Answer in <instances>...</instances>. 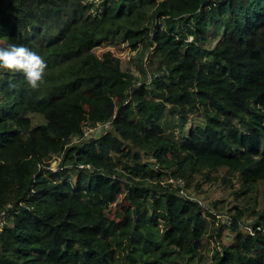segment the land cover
<instances>
[{
    "label": "trees",
    "instance_id": "16d2710c",
    "mask_svg": "<svg viewBox=\"0 0 264 264\" xmlns=\"http://www.w3.org/2000/svg\"><path fill=\"white\" fill-rule=\"evenodd\" d=\"M9 44L0 264H264V0H0Z\"/></svg>",
    "mask_w": 264,
    "mask_h": 264
},
{
    "label": "clouds",
    "instance_id": "9594fccd",
    "mask_svg": "<svg viewBox=\"0 0 264 264\" xmlns=\"http://www.w3.org/2000/svg\"><path fill=\"white\" fill-rule=\"evenodd\" d=\"M47 67L42 55L29 47L22 44L0 46V70L22 73L27 86L32 90H39L45 82Z\"/></svg>",
    "mask_w": 264,
    "mask_h": 264
},
{
    "label": "rangeland",
    "instance_id": "374dc122",
    "mask_svg": "<svg viewBox=\"0 0 264 264\" xmlns=\"http://www.w3.org/2000/svg\"><path fill=\"white\" fill-rule=\"evenodd\" d=\"M106 51H112L116 56L120 57L122 60V67L123 70L129 72L136 80L140 81L143 74L139 72L137 66H136V61L132 60V50L130 47H126L123 43L120 44H110V45H102L99 47H96L94 49V52L96 53L97 56H102V54ZM147 74L150 75L152 73V70H147ZM83 122L85 121L83 116L81 117ZM191 123L187 125V129H190ZM55 163V162H54ZM58 164V161L55 163V165ZM205 189H207V192L204 194H195L192 192V196L195 197L196 199L200 200H209L213 198H219L222 196V189L217 188L215 186L209 187L205 186ZM209 196V197H208Z\"/></svg>",
    "mask_w": 264,
    "mask_h": 264
},
{
    "label": "built area",
    "instance_id": "2783aa9c",
    "mask_svg": "<svg viewBox=\"0 0 264 264\" xmlns=\"http://www.w3.org/2000/svg\"><path fill=\"white\" fill-rule=\"evenodd\" d=\"M108 128V124H103V125H100L98 128H95V127H89V126H84L83 127V133L85 136H89V135H92V134H96V132L99 130V129H107Z\"/></svg>",
    "mask_w": 264,
    "mask_h": 264
}]
</instances>
